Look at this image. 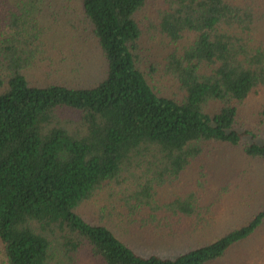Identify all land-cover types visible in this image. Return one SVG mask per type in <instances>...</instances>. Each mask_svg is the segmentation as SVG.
<instances>
[{"label":"trees","instance_id":"1","mask_svg":"<svg viewBox=\"0 0 264 264\" xmlns=\"http://www.w3.org/2000/svg\"><path fill=\"white\" fill-rule=\"evenodd\" d=\"M80 2L105 63L102 80L89 86L31 82L26 70L44 52L42 32L21 30L20 8L0 0V241L8 264H264L263 201L214 240L172 256L142 253L82 211L137 173L147 178L148 199L152 186L199 162L210 186L205 163L219 149L264 164L260 125L250 124L264 91V43L255 36L263 18L254 4L162 0L146 25L149 0ZM153 34L175 45L163 68L176 84L172 95L156 89L150 70L159 65L144 60L143 40ZM220 191L217 205L227 194ZM203 201L192 192L165 209L200 215Z\"/></svg>","mask_w":264,"mask_h":264},{"label":"rangeland","instance_id":"2","mask_svg":"<svg viewBox=\"0 0 264 264\" xmlns=\"http://www.w3.org/2000/svg\"><path fill=\"white\" fill-rule=\"evenodd\" d=\"M161 1L149 0L142 12L146 25L157 19ZM247 1L254 4L257 15L263 18L255 36L264 43V0ZM7 2L13 11L20 8L17 13L21 15V30L30 34L36 26L42 32L44 52L26 70L31 82L89 86L102 80L105 63L99 45L90 38L80 0H36V3L29 4L22 3V0ZM193 38L194 34H189L177 44L178 48H184ZM143 42L149 47L144 52L146 64L150 67L152 62L159 65L158 70H150L153 73L152 84L161 92L172 95L176 84L163 72V68L166 55L174 50L175 45L160 34L147 36ZM255 100L254 106H250V111L255 112L250 124L253 127L260 125L262 137L258 142L264 143V91ZM205 164L212 174L210 186L204 184L206 179L202 176L199 162L172 183L152 186V197L148 199L144 191L147 178L137 173L102 189L83 205L82 211L87 218L109 227L145 254L172 256L194 245L207 244L218 237L225 226L246 215L252 206L264 202V164L244 159L240 151L225 148L216 151ZM222 188L227 189V194L223 195L224 202L217 205L214 200ZM192 192L204 197L202 206L198 207L200 215L189 217L166 211V203ZM87 262L95 264L93 260L88 259ZM0 264H8L1 241Z\"/></svg>","mask_w":264,"mask_h":264}]
</instances>
